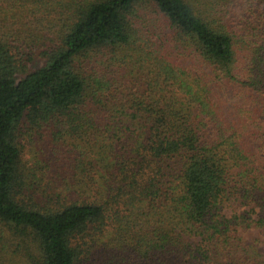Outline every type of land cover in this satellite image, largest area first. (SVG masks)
<instances>
[{"label": "trees", "instance_id": "obj_1", "mask_svg": "<svg viewBox=\"0 0 264 264\" xmlns=\"http://www.w3.org/2000/svg\"><path fill=\"white\" fill-rule=\"evenodd\" d=\"M227 1L0 0L18 262L264 264V0Z\"/></svg>", "mask_w": 264, "mask_h": 264}, {"label": "rangeland", "instance_id": "obj_2", "mask_svg": "<svg viewBox=\"0 0 264 264\" xmlns=\"http://www.w3.org/2000/svg\"><path fill=\"white\" fill-rule=\"evenodd\" d=\"M228 3L227 0H225ZM195 4L198 5V0H195ZM42 62L40 61V64ZM38 64V65H40ZM259 236L257 233L251 234L249 237ZM264 239V236H262ZM22 238L16 235L13 229H10L8 225H5L0 221V264H22L18 262L20 255L14 254V249L18 248L22 250Z\"/></svg>", "mask_w": 264, "mask_h": 264}]
</instances>
